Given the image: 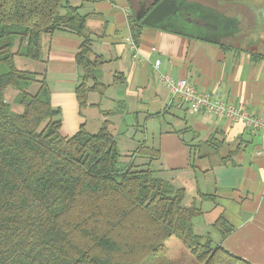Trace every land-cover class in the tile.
<instances>
[{"label": "trees", "instance_id": "trees-1", "mask_svg": "<svg viewBox=\"0 0 264 264\" xmlns=\"http://www.w3.org/2000/svg\"><path fill=\"white\" fill-rule=\"evenodd\" d=\"M93 15L70 0H0V264H161L184 248L199 264H252L196 232L203 210L185 203V187L124 161L108 120L62 134L61 109L34 64L47 59L44 35L74 32L80 108L90 92L103 97ZM144 26L130 19L136 43ZM216 226L232 230L224 218Z\"/></svg>", "mask_w": 264, "mask_h": 264}, {"label": "crops", "instance_id": "crops-1", "mask_svg": "<svg viewBox=\"0 0 264 264\" xmlns=\"http://www.w3.org/2000/svg\"><path fill=\"white\" fill-rule=\"evenodd\" d=\"M70 1L82 5V11L96 13L88 25L103 33L94 38V51L106 59L102 79L107 89L103 97L90 92V105L81 109L75 92L81 37L65 29L44 35L47 59L34 67L45 72L52 104L61 109L62 134L73 135L82 125L95 132L108 120L124 161L133 159L159 171L185 187L186 204L201 206L203 214L194 221L196 232L209 233L214 243L252 264H264L260 133L174 103L154 70L159 59L162 72L186 78L199 90L264 116V57L257 55L264 51L147 25L134 46L130 19L137 0ZM247 3L252 9L253 0ZM258 40L264 47V36ZM221 218L232 227L225 235L216 226Z\"/></svg>", "mask_w": 264, "mask_h": 264}, {"label": "flooded vegetation", "instance_id": "flooded-vegetation-1", "mask_svg": "<svg viewBox=\"0 0 264 264\" xmlns=\"http://www.w3.org/2000/svg\"><path fill=\"white\" fill-rule=\"evenodd\" d=\"M163 0H137L134 6V18L142 23L147 17L148 13L154 9V7ZM173 2L175 5L173 6ZM180 0H168L166 2L167 16L160 18L162 24L172 25L178 30L181 29L187 34L192 36H199L206 34L204 29L196 26L197 24H206L202 21L201 17L197 15V7L204 5L211 10L219 11L227 16L237 18L238 23L235 26V30L230 31V35L224 38L230 43L236 45L247 42L249 44L259 47L260 41L258 40L264 35V0H253V8H248V0H184L183 5L174 13L180 3ZM210 10V11H211ZM140 19L137 18V14H141ZM215 12H211L210 16L215 18ZM176 17L180 19V23L176 22ZM207 27L210 33L212 29ZM230 28V24H226L225 29ZM232 27V25H231ZM245 47V46H244Z\"/></svg>", "mask_w": 264, "mask_h": 264}, {"label": "built area", "instance_id": "built-area-1", "mask_svg": "<svg viewBox=\"0 0 264 264\" xmlns=\"http://www.w3.org/2000/svg\"><path fill=\"white\" fill-rule=\"evenodd\" d=\"M135 46L137 43L132 42ZM154 50L156 47L153 48ZM161 61L154 62V70L157 72L160 83L167 89L171 101L177 104L187 105L191 113L207 112L215 116L229 119L232 122L242 123L245 127L256 130L262 138L264 153V116L259 115L245 106H238L231 101L225 100L218 94L199 90L186 78H174L167 72L160 70Z\"/></svg>", "mask_w": 264, "mask_h": 264}, {"label": "water", "instance_id": "water-1", "mask_svg": "<svg viewBox=\"0 0 264 264\" xmlns=\"http://www.w3.org/2000/svg\"><path fill=\"white\" fill-rule=\"evenodd\" d=\"M168 0H163L161 1L159 4H157L154 9L152 11H150L147 15V17L142 21V24L147 25V26H151V27H157V28H161V29H169L172 30L174 32H178L180 34H187V32H184L181 29H177L174 28L172 25H167V24H162L161 23V19L163 17L167 16V11L164 10V8H166V2ZM181 2L178 4V7L176 9V11L174 13H176L178 11V9L183 5L184 0H180ZM173 6L175 5V2H173L172 4ZM208 7L201 5L197 7V15H199V17H201V19H203L202 21H205L206 24H197V23H193L196 26H199L201 28L204 29V32L206 34L204 35H199L197 37L200 38H204V39H209V40H222L224 38H226L227 36L230 35V31L235 30V26L238 23L237 18L235 17H231V16H227L224 13H221L219 11H214L211 10ZM211 12H215V18H212L210 16ZM142 16L141 14H137V18L140 19ZM175 23L178 22L180 23V19L178 17H176V20H174ZM226 24H230V28L229 27L227 29H225ZM209 25H211L210 27L212 28L209 31L207 30V27H209ZM232 25V27H231ZM236 31V30H235ZM190 35V34H187ZM192 36V35H191Z\"/></svg>", "mask_w": 264, "mask_h": 264}, {"label": "rangeland", "instance_id": "rangeland-1", "mask_svg": "<svg viewBox=\"0 0 264 264\" xmlns=\"http://www.w3.org/2000/svg\"><path fill=\"white\" fill-rule=\"evenodd\" d=\"M100 36H101L100 35V32H97V31H94L93 32V37L94 38L98 39ZM247 44H249V43L243 41L242 44H241V46H243V47L245 46L248 50L254 51V52H262V51H264V47L262 46V44H260L259 47L253 46V44L252 45H247ZM31 67H33V65H31ZM212 231H211V233H212ZM164 261L165 262H163L161 264H199L192 257V255L190 254V252H189V250L187 248H184V251L182 250L179 253V255H177L176 257H174L172 259L168 258V259H166Z\"/></svg>", "mask_w": 264, "mask_h": 264}]
</instances>
